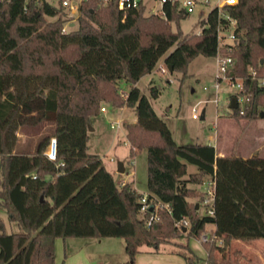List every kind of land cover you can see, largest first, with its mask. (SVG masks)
Here are the masks:
<instances>
[{
    "label": "trees",
    "instance_id": "1",
    "mask_svg": "<svg viewBox=\"0 0 264 264\" xmlns=\"http://www.w3.org/2000/svg\"><path fill=\"white\" fill-rule=\"evenodd\" d=\"M58 3L0 0V205L21 227L0 230V264H55L56 237L120 236L129 260L141 244L206 231L208 237L201 240L206 264H244L237 259L248 256L229 244L234 238H264V155L216 154L209 142L175 141L134 82L161 55L182 77L190 58L213 55L218 46L231 55L228 72L241 78L248 95L242 110L235 105L232 113L246 119L259 115L264 0L212 5L199 29L184 34L170 25L186 13L178 0H164L159 11L148 12L141 0L124 9L116 0H79L76 24L64 31L66 6ZM229 17L235 21L234 37L226 50L217 44L216 26ZM119 79L128 85L123 96ZM149 93H157L152 83ZM102 101L134 107L125 138L130 153L145 149L150 204L143 212L140 191L128 181L118 184L100 156L86 149L88 120ZM38 122L49 125L34 149H15L20 127ZM53 136L56 156L50 158L45 150ZM186 161L195 170L183 176ZM207 177L210 193L197 187ZM199 202L203 212H198ZM151 212L155 218L146 223ZM207 222L212 229L205 228ZM184 246L192 261L195 255Z\"/></svg>",
    "mask_w": 264,
    "mask_h": 264
},
{
    "label": "rangeland",
    "instance_id": "2",
    "mask_svg": "<svg viewBox=\"0 0 264 264\" xmlns=\"http://www.w3.org/2000/svg\"><path fill=\"white\" fill-rule=\"evenodd\" d=\"M50 1L59 4L58 0ZM73 1L77 5L79 0ZM143 1L146 3L144 12H148V8H150V11H158V0ZM212 2L213 0L208 2L196 0L192 9L180 17L177 23L175 21L170 22L172 29L178 27L182 34L197 31L200 27L199 20L212 6ZM62 10L65 12L61 14V17H63L62 25L65 29L69 26H75L76 9L71 13L66 7H62ZM54 17L56 15L49 18L52 19ZM219 52L224 53V50L219 48ZM158 65H165L163 55L157 58L153 70L150 72V76H152L151 82L147 81L144 75L137 80L136 85L140 92L147 96L154 111L164 119L175 141L208 142V135L212 136L217 131L219 135L217 146L224 148L227 152L246 153L257 148L258 154L264 155V115L246 119L232 113L231 108L228 106L231 87L224 82H220L217 88L212 85L215 73L213 55L195 54L187 62L186 74L182 77L180 71L175 69L161 72ZM167 78H170V80L168 81ZM121 83L126 86L127 82L123 79L116 80L117 90L123 96V90L125 89L121 88ZM150 83L157 89L155 96L149 93ZM104 103L102 101L100 104L104 105ZM193 105L195 110L191 109ZM202 107L204 108V114L200 117L199 114ZM259 109L264 110V105H260ZM192 111L195 112V116H191ZM116 112L109 115L108 109L105 111L99 110L98 113L90 116L89 119L92 121L88 124L92 128H87L86 144L87 151L97 153L100 156L101 162H103L105 168L110 170L114 180L117 182L119 174L116 171H112L116 161L121 159L126 169L129 170L133 159V153L129 151V143L123 134V129L126 123L130 121V115L134 113V107L126 105ZM108 118H118L120 125L110 128L108 126ZM48 125L47 122H38L21 126L19 132L22 134L23 140L17 141L15 149H34L40 133L46 130ZM211 142H214V138L211 139ZM134 158L135 179L139 182L141 181L140 185H142L145 179V149L142 148L136 152ZM193 170H195V165L186 161V170L183 176ZM117 183L120 184L119 181ZM199 187H202V184ZM209 202L210 200L207 198L206 204H209ZM198 209L199 211H204L203 203L200 202ZM207 226H210V223H207ZM0 230L7 232L21 230L17 221L10 218L6 208L1 205ZM178 236H174L171 239ZM206 236L208 237V234ZM229 245L230 248H240L246 256L254 259V253L256 252L257 254L256 248L260 247V249L264 250V238L256 237L249 242L234 238ZM231 258L236 260L234 259L235 257ZM256 258L259 259L258 255H256ZM237 260L247 264L246 258Z\"/></svg>",
    "mask_w": 264,
    "mask_h": 264
},
{
    "label": "crops",
    "instance_id": "3",
    "mask_svg": "<svg viewBox=\"0 0 264 264\" xmlns=\"http://www.w3.org/2000/svg\"><path fill=\"white\" fill-rule=\"evenodd\" d=\"M143 3L146 6V3L144 1ZM160 5L161 4L159 3V7ZM152 70L153 67L149 71L141 74L135 80L134 83L136 84L137 80L144 75L146 76L147 81L151 82L152 76H150V72ZM120 86L121 88L126 89L128 85L124 86L121 83ZM102 106L103 109L100 111H105L108 109L109 115H112L115 114L117 110L119 109L121 110L122 108H124L126 104H123L121 106H115L108 102H105L104 105ZM201 109H203V114H204V108L202 107ZM115 119L118 118H108L107 119L108 126H109V122ZM134 119H135V113L130 115V121L128 122H133ZM91 121L92 120L89 119L88 123H90ZM109 127L114 128L111 126ZM123 134L125 135V127L123 129ZM21 135L22 134L18 132V140H23ZM218 137L219 135L217 131L212 136L210 134L208 135V142L215 147V153L216 154L233 153V152H227L224 148L217 146ZM212 138H214L213 143L211 142ZM86 149H87V144H86ZM140 150L141 149L134 151L132 155L133 159L131 160V166L129 170L126 169L123 161L120 159L122 164V169L117 170L115 164V167H113L112 171H116L119 174L117 182L128 181L130 185L133 186L137 191H145L146 190L145 179H144V184L141 183L142 185H140L141 181L139 182L138 180L135 179L136 168H135L134 154ZM252 152L258 153L257 148H254L253 151H249L246 153L245 152H236V153L244 157L251 154ZM209 178L210 177H207L201 183L197 184V187H199V185L202 184V187L199 188L201 189L205 188L207 182L209 181ZM195 203L197 206V202ZM199 205L200 202L198 203V207ZM198 212H202V211H199L198 209ZM207 223H210V226H207ZM207 223H205V228L208 230L212 229L213 224L211 222H207ZM201 233L206 234V232H201ZM58 241H60L59 244ZM184 243L186 244V247L190 250L191 254L195 255L192 261L187 260L185 257V254H188V252L184 246ZM255 251H257V254L256 252L254 253L253 255L254 259H251V257L248 256L247 264H264V250L260 249L259 247L256 248ZM256 255H258L259 259L256 258ZM205 256H206V251L202 246L200 239L198 238V236H192V235L185 237L183 236V234H181L174 239L160 242L154 246L141 244L138 247V250L134 252L132 259L129 260L124 250L123 239L120 236H100V237L66 236L64 238L56 237L55 239V264H206L204 259Z\"/></svg>",
    "mask_w": 264,
    "mask_h": 264
},
{
    "label": "built area",
    "instance_id": "4",
    "mask_svg": "<svg viewBox=\"0 0 264 264\" xmlns=\"http://www.w3.org/2000/svg\"><path fill=\"white\" fill-rule=\"evenodd\" d=\"M62 4H64L66 6V8L69 10V12H73L76 9V3L73 0H60ZM139 0H116V5L118 8L120 9H124L127 6H135L137 5ZM142 1V0H141ZM159 3L161 4L162 1L164 0H158ZM196 0H178L179 6L182 7V9L184 11H189L192 9V6L194 4ZM203 2H208L209 0H201ZM143 2V1H142ZM233 3L235 2V0H213L212 5H216V6H220L222 3ZM161 5L158 9V11L160 10ZM150 11V9H149ZM223 16L227 17V14L222 13ZM234 18L229 17L227 24L222 25L221 23H218L216 26V38H217V44L218 45H224L226 50H229L231 47V42L232 39L234 37L233 35V27H234ZM61 30H65V27L62 26ZM214 59H215V73H214V78H213V83L212 85L214 86V88H217L220 84V82H224L226 84H228L231 87V95L234 96V101H235V105L238 106V111L240 112L242 110V105L244 104V102L247 100V93L243 87L241 78L233 75L231 73L228 72V68L230 66V64L232 63V57L228 52H224V53H220L219 52V47H216L215 53L213 54ZM159 71L163 72L164 70H168L166 63L165 65H158ZM249 73H250V78H253L255 76V72L253 69H249ZM167 80L169 81L170 78H167ZM257 82L259 84H263L264 83V77H257ZM100 110L103 109V106L100 105L99 107ZM192 110H195V106L193 105L191 107ZM195 112L192 111L191 112V116H195ZM119 120L115 119L113 121L109 122V126L111 127H117L119 126ZM46 154L50 157V158H55L56 156V138L53 136L50 138L47 148L45 150ZM121 183V182H120ZM211 184V180H209L207 182V185L205 186V189L207 190V192H211L210 189V185ZM206 199H204L205 201ZM138 201H139V212H143V210H145L147 208V206H149V202L146 200V190L145 191H140V194L138 195ZM208 211L210 212V209H208ZM153 218H155V213L151 212L147 215L146 217V223H149L150 220H152ZM185 221V220H183ZM207 234L205 233H200L199 234V239H205L207 238L206 236Z\"/></svg>",
    "mask_w": 264,
    "mask_h": 264
},
{
    "label": "water",
    "instance_id": "5",
    "mask_svg": "<svg viewBox=\"0 0 264 264\" xmlns=\"http://www.w3.org/2000/svg\"><path fill=\"white\" fill-rule=\"evenodd\" d=\"M259 61H262V58H260ZM166 66H167L168 70H171V65L169 63H166ZM228 106L229 107L235 106V101H234V96L233 95H230V97H229ZM199 115H200V117H202L203 109L200 110V114ZM259 115H264V110L260 109L259 110ZM87 128H90L89 124L87 125ZM116 168H117V170H121L122 169V164H121L120 160L116 161ZM42 197H43V195L41 194V198ZM195 206H196V203H195Z\"/></svg>",
    "mask_w": 264,
    "mask_h": 264
}]
</instances>
